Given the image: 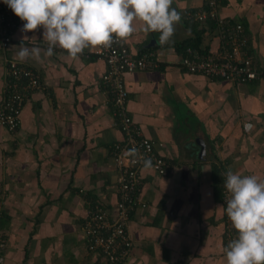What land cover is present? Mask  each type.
<instances>
[{
    "label": "crops",
    "instance_id": "1",
    "mask_svg": "<svg viewBox=\"0 0 264 264\" xmlns=\"http://www.w3.org/2000/svg\"><path fill=\"white\" fill-rule=\"evenodd\" d=\"M172 6L181 21L170 43L145 33L139 21L124 40L135 57L153 53L151 69L123 75L126 109L156 143L168 173L140 170L145 207L130 213L132 248L122 264H227L223 249L237 233L214 190L211 166L221 165L224 176L230 169L264 180V76L238 85L180 67L176 45L193 38L185 13L200 10L203 0ZM218 14L241 25L264 72V0H220ZM209 22L197 24L207 50L217 46ZM22 27L19 20L9 47L0 48V103L6 59L30 69L39 83L23 103L17 129L0 126L1 264H104L86 249L81 225L94 204L113 215L118 198L110 147L122 135L113 125L106 64L94 48L73 60L59 47L42 61L21 62V45L47 47L42 29L22 33Z\"/></svg>",
    "mask_w": 264,
    "mask_h": 264
},
{
    "label": "built area",
    "instance_id": "2",
    "mask_svg": "<svg viewBox=\"0 0 264 264\" xmlns=\"http://www.w3.org/2000/svg\"><path fill=\"white\" fill-rule=\"evenodd\" d=\"M220 0H203V7L195 12L185 13L200 23L211 20L214 24L217 46L206 54L186 48L179 57V65L187 72L209 78H219L233 84H244L256 79L258 73L247 54V41L239 24L231 25L218 14ZM16 17L0 0V48L7 49L12 42L13 29L18 26ZM92 54L106 64L103 78L108 83L112 98L113 125L122 139L110 147L112 161L117 170V202L113 215H109L99 204L89 207L81 225L86 249L99 255L104 264H122L131 253V239L127 231L130 213L145 207L140 198L141 175L144 160H151V169L160 176L168 173V164L156 151V143L146 138L140 127L132 120L126 109L127 92L123 75L127 72L151 69L154 66L153 53L143 52L134 56L125 41L114 43L110 48H94ZM37 76L17 61L5 60V87L0 103V126L14 132L19 125V115L28 93L38 87ZM135 148L138 155L129 156L128 150ZM230 193L224 188L223 201ZM4 243L0 242V252ZM2 256L0 257V264Z\"/></svg>",
    "mask_w": 264,
    "mask_h": 264
},
{
    "label": "clouds",
    "instance_id": "3",
    "mask_svg": "<svg viewBox=\"0 0 264 264\" xmlns=\"http://www.w3.org/2000/svg\"><path fill=\"white\" fill-rule=\"evenodd\" d=\"M23 22L22 33L42 29L47 47L20 46L19 61L52 57L59 47L73 60L86 48H110L129 39L142 23L145 33H160V43L167 44L175 35L181 13L173 0H3ZM30 37L23 35L22 40ZM129 156L138 155L135 148ZM151 160H144L150 168ZM224 187L230 198L226 215L237 237L223 249L227 264H264V180L255 175L225 172ZM220 207H225L222 205Z\"/></svg>",
    "mask_w": 264,
    "mask_h": 264
},
{
    "label": "trees",
    "instance_id": "4",
    "mask_svg": "<svg viewBox=\"0 0 264 264\" xmlns=\"http://www.w3.org/2000/svg\"><path fill=\"white\" fill-rule=\"evenodd\" d=\"M192 23H186L188 27H192V32H193V38L188 39L186 41H183L180 44L176 45V49L178 50V52H180L181 54L184 53V51L186 50V48H191L194 51H199L200 54H206L207 53V49L206 48H201L200 47V43H201V38H202V34H203V29L197 27V24H201L198 21H195V19L190 18V20ZM196 22V23H195ZM209 26L208 29H214V24L212 22H209ZM246 52L247 54L251 57V53L249 52V50L246 48ZM139 56V55H138ZM253 57H251L252 60V64L255 66L258 76L256 79L253 80H257L260 79L264 76V72L261 68H258L257 65L255 64L254 59H252ZM252 81V80H250ZM247 81L244 84L250 82ZM242 85V84H240ZM211 171H212V181L214 183V190H216V193L218 194L219 198L221 200H223V190H224V181H225V176L222 174V166L221 165H217V164H212L211 166ZM85 244V243H84ZM86 247V246H85ZM2 256V252H0V257Z\"/></svg>",
    "mask_w": 264,
    "mask_h": 264
},
{
    "label": "rangeland",
    "instance_id": "5",
    "mask_svg": "<svg viewBox=\"0 0 264 264\" xmlns=\"http://www.w3.org/2000/svg\"><path fill=\"white\" fill-rule=\"evenodd\" d=\"M1 240L3 241V243H4V247L2 248V253L4 254V252H5V248H6V244H5V241L2 239V238H0V242H1Z\"/></svg>",
    "mask_w": 264,
    "mask_h": 264
}]
</instances>
